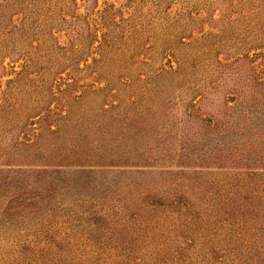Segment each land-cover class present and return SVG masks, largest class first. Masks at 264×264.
Segmentation results:
<instances>
[{"label":"rangeland","instance_id":"obj_1","mask_svg":"<svg viewBox=\"0 0 264 264\" xmlns=\"http://www.w3.org/2000/svg\"><path fill=\"white\" fill-rule=\"evenodd\" d=\"M0 264H264V0H0Z\"/></svg>","mask_w":264,"mask_h":264}]
</instances>
